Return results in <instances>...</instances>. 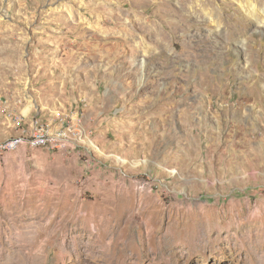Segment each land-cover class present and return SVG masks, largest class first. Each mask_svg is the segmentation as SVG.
Listing matches in <instances>:
<instances>
[{
	"label": "rangeland",
	"instance_id": "374dc122",
	"mask_svg": "<svg viewBox=\"0 0 264 264\" xmlns=\"http://www.w3.org/2000/svg\"><path fill=\"white\" fill-rule=\"evenodd\" d=\"M190 1L0 0V102L92 139L0 153V264H264V18ZM44 199L75 213L29 247Z\"/></svg>",
	"mask_w": 264,
	"mask_h": 264
},
{
	"label": "built area",
	"instance_id": "2783aa9c",
	"mask_svg": "<svg viewBox=\"0 0 264 264\" xmlns=\"http://www.w3.org/2000/svg\"><path fill=\"white\" fill-rule=\"evenodd\" d=\"M23 111H16L12 106L0 102V112L6 115L12 130L0 139V153L20 146L61 150L77 144L90 145L92 139L81 115L54 111V115L45 120L39 116L26 119L28 115Z\"/></svg>",
	"mask_w": 264,
	"mask_h": 264
},
{
	"label": "bare ground",
	"instance_id": "6f19581e",
	"mask_svg": "<svg viewBox=\"0 0 264 264\" xmlns=\"http://www.w3.org/2000/svg\"><path fill=\"white\" fill-rule=\"evenodd\" d=\"M178 1V0H177ZM235 3H237L240 6V9L243 11V13H245L248 17L252 18V19H257V12L261 13L263 18H264V6L261 8H258L257 5L255 4V2L253 0H231ZM207 2V0H206ZM197 5H202V3H198V2H194ZM196 6V5H195ZM194 6V7H195ZM181 8H184L185 11H191V9L193 8L192 5V1L190 0H184L182 6H180ZM220 7V6H219ZM197 8V6H196ZM201 8V7H200ZM210 8V7H209ZM202 9V8H201ZM217 9V8H216ZM212 10V9H211ZM183 11V10H182ZM197 11V9H196ZM223 11V10H222ZM182 13V12H181ZM191 14V13H190ZM205 14L207 15V18H209V20L212 22V24H215L216 26L219 25V22L217 20V18L212 15L210 13V11H205ZM193 14H191L192 16ZM205 15V16H206ZM186 16V15H185ZM183 16V17H185ZM195 18V17H194ZM188 19V16H187ZM191 19V18H190ZM199 19V18H197ZM205 19V18H204ZM220 19V18H219ZM202 20V19H201ZM203 21V20H202ZM260 20L257 19V22H259ZM205 22V21H203ZM195 23V21H194ZM221 24V23H220ZM198 25V24H197ZM196 25V26H197ZM197 28V27H195ZM201 29V28H200ZM232 32V31H231ZM216 33V32H215ZM219 33V32H218ZM224 33V32H223ZM230 33V32H228ZM230 35V34H229ZM239 35V34H238ZM232 37V36H231ZM238 43H242V39H237ZM198 43V42H197ZM243 45V44H242ZM27 108L24 109V111H26ZM92 140H90V144ZM55 201V200H54ZM57 201V200H56ZM34 210H33V214H32V220L31 222L27 225V229L29 231V237H28V241H27V245L29 247L35 246L37 244V242H43L46 238L48 237H53V235H59V243L60 241L62 242V239L64 237V232L66 231V225H67V221H68V216L71 215L73 212H69V209L66 208V205L61 203L60 201L57 202H52L48 199H44L39 201V203H37L34 206ZM191 208V207H190ZM81 209V208H80ZM98 210V209H97ZM96 211V210H95ZM78 212V211H77ZM76 212V213H77ZM80 212V211H79ZM94 212V211H93ZM75 213V212H74ZM73 213V214H74ZM69 214V215H68ZM85 214V213H84ZM90 214V213H88ZM72 216V215H71ZM77 216V215H75ZM83 216V215H81ZM88 216V219L91 218L90 221H92V219L95 221V223H93L95 231H94V236H93V242H95L98 246L102 245L103 241L107 238H109L108 233L107 234H101V229L100 226H102L103 223H101L102 221V213L101 212H96L92 214L91 212V217ZM74 217V216H73ZM81 219V218H80ZM200 219V218H199ZM84 220V218L82 219V221ZM109 221V225H113L116 223V221L113 222V219H107ZM76 221V219H75ZM88 221V220H87ZM89 221V222H90ZM198 221V219H197ZM204 221V220H203ZM74 222V221H73ZM93 222V221H92ZM200 222V221H199ZM198 222V223H199ZM71 223V222H70ZM77 223V222H76ZM107 224V225H108ZM197 224V223H196ZM83 225V224H82ZM86 225V224H85ZM89 225V224H88ZM119 225V224H118ZM84 226V225H83ZM200 226V225H199ZM115 227V226H114ZM220 227V226H219ZM87 229V228H86ZM104 229V228H103ZM106 230V229H105ZM214 230V229H213ZM216 230V229H215ZM218 230V229H217ZM100 231V232H99ZM103 231V230H102ZM110 231V230H109ZM195 231V230H194ZM66 235V234H65ZM39 237H43L40 241L38 240ZM56 237V236H55ZM90 237V236H89ZM58 238V237H57ZM26 241V240H25Z\"/></svg>",
	"mask_w": 264,
	"mask_h": 264
}]
</instances>
